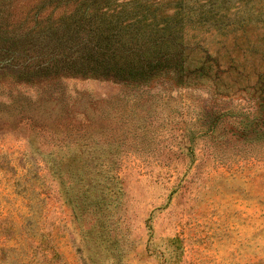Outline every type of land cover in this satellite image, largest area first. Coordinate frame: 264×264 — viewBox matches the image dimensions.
<instances>
[{
    "label": "rangeland",
    "instance_id": "rangeland-1",
    "mask_svg": "<svg viewBox=\"0 0 264 264\" xmlns=\"http://www.w3.org/2000/svg\"><path fill=\"white\" fill-rule=\"evenodd\" d=\"M55 1L0 0L1 20L41 36L35 20L74 14ZM153 1L213 9L188 32L244 54L239 73L138 85L1 70L0 264H264V127L243 87L264 0Z\"/></svg>",
    "mask_w": 264,
    "mask_h": 264
},
{
    "label": "trees",
    "instance_id": "trees-1",
    "mask_svg": "<svg viewBox=\"0 0 264 264\" xmlns=\"http://www.w3.org/2000/svg\"><path fill=\"white\" fill-rule=\"evenodd\" d=\"M71 2L76 4L72 16L34 19V29L44 24L41 36L16 34L0 16V71L17 69L41 78L83 77L138 85L164 75L189 84L191 78L213 76L221 82L239 73V54L226 60L224 56L230 53L217 50L211 44L213 40L203 47L201 39L188 32L213 9L205 10L203 5L183 8L179 1L169 4L153 0H56L52 8H63ZM177 19L179 26L175 24ZM253 27L255 32L264 29L262 25ZM171 28H176L177 34L173 35ZM244 38L260 53L258 63H243L245 76L254 78L243 87L256 101L254 128L258 130V126L264 127V48L258 47L259 38ZM41 44L47 49L35 47ZM192 57L194 66H190Z\"/></svg>",
    "mask_w": 264,
    "mask_h": 264
}]
</instances>
